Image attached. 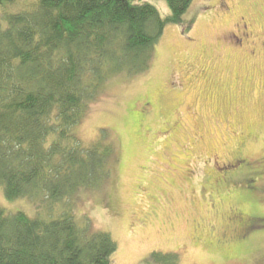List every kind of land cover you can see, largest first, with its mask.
<instances>
[{"label":"rangeland","instance_id":"obj_1","mask_svg":"<svg viewBox=\"0 0 264 264\" xmlns=\"http://www.w3.org/2000/svg\"><path fill=\"white\" fill-rule=\"evenodd\" d=\"M182 20L191 28L167 25L148 68L109 77L74 128L85 148L101 134L114 146L107 179L77 193L75 220L115 242L111 264L154 252L264 264V0H193ZM38 199L0 188L6 213L47 214ZM231 208L259 219L241 240Z\"/></svg>","mask_w":264,"mask_h":264},{"label":"trees","instance_id":"obj_2","mask_svg":"<svg viewBox=\"0 0 264 264\" xmlns=\"http://www.w3.org/2000/svg\"><path fill=\"white\" fill-rule=\"evenodd\" d=\"M164 1L162 17L140 0H0V188L47 211L0 208V264H111L115 242L76 222L74 199L107 179L114 146L101 134L85 148L74 128L109 77L148 68L167 25L191 28L193 0Z\"/></svg>","mask_w":264,"mask_h":264},{"label":"flooded vegetation","instance_id":"obj_3","mask_svg":"<svg viewBox=\"0 0 264 264\" xmlns=\"http://www.w3.org/2000/svg\"><path fill=\"white\" fill-rule=\"evenodd\" d=\"M229 210H230L229 212L232 214V217H234L233 219H235V221L239 225V232H237V234H234L233 237L235 236L236 239L241 240L248 234V232L254 229V227L256 226V222L259 219L256 216L243 214L241 213V211L235 208H231Z\"/></svg>","mask_w":264,"mask_h":264}]
</instances>
